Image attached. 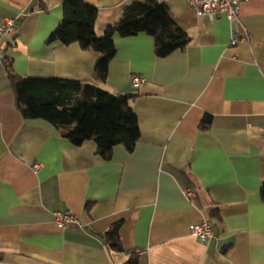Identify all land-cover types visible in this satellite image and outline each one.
<instances>
[{"label": "crops", "instance_id": "crops-1", "mask_svg": "<svg viewBox=\"0 0 264 264\" xmlns=\"http://www.w3.org/2000/svg\"><path fill=\"white\" fill-rule=\"evenodd\" d=\"M64 1L0 0V22H18L0 43L12 70L137 94L141 138L106 160L95 140L75 145L48 120L25 119L0 58V264H124L131 251L140 264H264V0H242L232 20L165 0L187 46L158 57L145 32L116 35L105 82L94 78L99 52L47 42ZM86 1L102 35L132 0ZM245 30L232 46V32ZM133 74L145 84L135 87ZM56 211L78 221L60 226ZM205 219L214 235L203 242L189 226ZM118 221L126 251L105 242Z\"/></svg>", "mask_w": 264, "mask_h": 264}, {"label": "trees", "instance_id": "trees-1", "mask_svg": "<svg viewBox=\"0 0 264 264\" xmlns=\"http://www.w3.org/2000/svg\"><path fill=\"white\" fill-rule=\"evenodd\" d=\"M48 0H40L47 7ZM165 0H132L126 5L123 16L108 27L102 35L96 34L98 8L86 0H65L63 18L49 35L47 42L68 45L78 43L82 49L100 53L94 69V78L105 82L110 61L115 56V36H133L146 33L154 38L158 57L171 55L183 49L190 37L170 13ZM12 59L6 56L5 69L16 96L17 106L25 119L42 118L62 130L64 137L75 145L95 140L98 154L108 160L113 147L124 145L132 151L141 138L138 117L132 109L137 94H115L101 86L79 80L58 77H30L14 73ZM212 115L206 113L200 128L211 127ZM264 200V184L261 189ZM218 217L217 210L212 211ZM121 221L114 223L105 234L109 250L126 251L120 236ZM124 264H140V255L131 251Z\"/></svg>", "mask_w": 264, "mask_h": 264}, {"label": "built area", "instance_id": "built-area-1", "mask_svg": "<svg viewBox=\"0 0 264 264\" xmlns=\"http://www.w3.org/2000/svg\"><path fill=\"white\" fill-rule=\"evenodd\" d=\"M188 5H190L198 15L207 16L210 18H214L224 14L228 20H232L233 18H237L240 14V3L242 0H187ZM18 22L15 18H8L4 21L0 22V43L6 37H9L16 33L18 28ZM249 38L248 31L245 30L242 32H232L231 42L232 46L237 45L240 42H244ZM6 53L3 48L0 47V58L2 62L6 63ZM132 84L135 87H140L144 82H146V78L142 75L133 74L132 75ZM262 134L264 139V126H260L258 128ZM39 164L35 165V168H38ZM188 194H192L191 191H188ZM55 219L60 226H64L69 222H77L78 217L76 214H72L70 212L56 211ZM189 234L196 237L200 241H205L208 238L214 235V229L212 222L208 219H205L199 223H193L189 226Z\"/></svg>", "mask_w": 264, "mask_h": 264}]
</instances>
